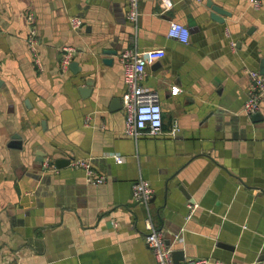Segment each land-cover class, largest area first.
I'll return each mask as SVG.
<instances>
[{
  "label": "crops",
  "instance_id": "crops-1",
  "mask_svg": "<svg viewBox=\"0 0 264 264\" xmlns=\"http://www.w3.org/2000/svg\"><path fill=\"white\" fill-rule=\"evenodd\" d=\"M171 1L161 11L160 0H137L133 28L124 0H0V264H155L147 222L173 228L189 198L199 208L181 245L192 255L178 264L264 257V95L259 116L242 110V69L264 73V0L256 9L249 0ZM211 5L223 10L218 20ZM71 15L81 19L75 29ZM168 19L188 26L187 42L166 36ZM64 44L74 48V70L59 66ZM131 46L164 49L140 80L156 92L161 131L136 139L122 131L117 60ZM46 155L87 158L105 181L84 182L68 166L44 170ZM138 177L153 192L146 205L127 206Z\"/></svg>",
  "mask_w": 264,
  "mask_h": 264
},
{
  "label": "built area",
  "instance_id": "built-area-1",
  "mask_svg": "<svg viewBox=\"0 0 264 264\" xmlns=\"http://www.w3.org/2000/svg\"><path fill=\"white\" fill-rule=\"evenodd\" d=\"M200 1V0H197ZM253 8H258L259 0H249ZM172 6L171 0H160V10L164 11ZM124 16L127 22L135 28L139 10L137 0H124ZM26 20V42L32 53L33 64L37 70L41 69V62L36 52V28L33 23V13L30 10L25 12ZM69 26L72 29L77 28L81 19L76 15L69 16ZM166 36L174 38L180 42H187L189 37V28L185 24L168 19ZM234 46V42H231ZM73 46L64 44L61 46V56L59 66L66 69L71 61ZM164 49L162 47H152L145 50H138L131 46L124 48L117 54V60L121 66V75L123 80V90L120 96L121 111L123 115L122 131L125 135L136 139L142 134L156 135L161 131V106L157 101L155 90L142 87L140 80L145 70L146 62L156 60L162 57ZM243 72L247 77L246 96L243 101L242 110L246 114L254 113L259 109L260 101L264 95V73L258 70L244 67ZM177 87H172L171 92L175 93ZM86 122V120H84ZM114 159L120 161L122 156L114 154ZM52 159L46 155L41 161V167L44 170L57 171ZM71 169H81L85 182L89 184H100L105 181V176L97 172L90 161L84 157H71L67 165ZM153 192V188L148 180L138 177L131 184V196L139 203L146 205ZM147 229L144 233V241L152 251L155 264H173L171 258V248L164 242L161 229L153 227L150 222L146 224ZM182 264H264L262 260H252L240 263H225L218 258L204 256H189L184 259Z\"/></svg>",
  "mask_w": 264,
  "mask_h": 264
},
{
  "label": "water",
  "instance_id": "water-1",
  "mask_svg": "<svg viewBox=\"0 0 264 264\" xmlns=\"http://www.w3.org/2000/svg\"><path fill=\"white\" fill-rule=\"evenodd\" d=\"M211 9H212V14L210 15V17L215 19V20H218L217 15L223 13V10H221V8H219L218 6H212V5H211ZM103 53L114 54L115 50H113V49H104ZM103 61L106 62V63H109L111 61V58L110 57H105L103 59ZM68 66H69V68L74 70L75 66H77L76 61L75 60H71L69 62V64H68ZM251 116L252 117H256V116H259V114H258V112H255ZM69 158H71V157L70 156L69 157L66 156L64 158L55 157L53 159V164L56 167H58V169H59V167L67 165V162H68ZM81 173H82V176H83V172L82 171H81ZM82 180L85 182L84 177H82ZM178 188H179V190H181L183 192L181 187H178ZM184 195H185V197H189V195L187 193H185V192H184ZM131 198H132V196H130V197L128 196V198H127L128 200L125 201L124 204L127 205V206H130V205L139 203L136 200L131 202L130 201ZM185 205H186V212L183 214L182 221L179 222V224L175 225L173 228L164 227L166 230L164 232H162L163 233V237H164V242L166 244H169L172 241L170 245H171V248H172V250H171V258H172V263L173 264H178V260L182 259L184 257V255L185 256L192 255V254H185L184 253L183 247L181 245V243H182V233H183V230L186 228L185 227V223L187 222V220L189 218H191L194 215L196 210L199 208V204H198V202L195 199L189 198L188 200H186ZM158 229H160V228H158ZM217 245H220V246H222V247H224V248H226L227 250H230V251H233V249H234V244H232V243L231 244L217 243ZM254 259L255 260H262V259H264V257L263 256H259V257L254 258ZM250 261H252V260H250ZM223 262H225V263H235V262H230V261L229 262L228 261H223Z\"/></svg>",
  "mask_w": 264,
  "mask_h": 264
}]
</instances>
